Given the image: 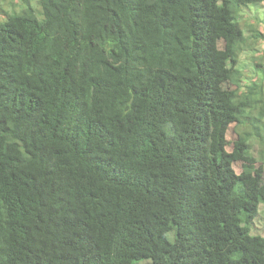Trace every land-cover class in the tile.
Returning <instances> with one entry per match:
<instances>
[{"label": "trees", "instance_id": "obj_1", "mask_svg": "<svg viewBox=\"0 0 264 264\" xmlns=\"http://www.w3.org/2000/svg\"><path fill=\"white\" fill-rule=\"evenodd\" d=\"M262 2H9L0 264H264Z\"/></svg>", "mask_w": 264, "mask_h": 264}, {"label": "rangeland", "instance_id": "obj_2", "mask_svg": "<svg viewBox=\"0 0 264 264\" xmlns=\"http://www.w3.org/2000/svg\"><path fill=\"white\" fill-rule=\"evenodd\" d=\"M13 1L14 0H0V12L4 13V11L6 10L9 11L10 10L9 2H13ZM244 13H246V15L243 17L240 23L241 26L245 29H248L249 22L256 21L257 23L254 24V27L260 29L264 35V2L260 3L257 6V8L254 10V13H256V15H253L252 10H248V9L244 10ZM246 34L247 35L252 34L251 29L247 30ZM256 62L264 64V38L254 39L253 37H249V40L247 41V46L239 55V64H240V68L243 70L244 73V77H243L244 82H248L252 80L253 77H255L254 64ZM253 144L254 145L252 152L256 157H259L260 150L264 147V143L263 146L259 142H255ZM235 168L238 172H240L241 163H236ZM251 230L253 233L261 234L264 236V205L263 204H261L259 213L252 222ZM135 264H149V263L145 260L143 261L140 260L137 261Z\"/></svg>", "mask_w": 264, "mask_h": 264}]
</instances>
